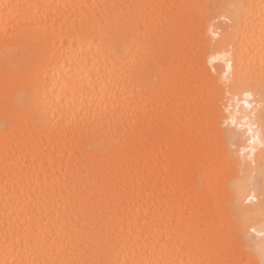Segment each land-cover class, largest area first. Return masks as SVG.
<instances>
[{
    "label": "bare ground",
    "instance_id": "6f19581e",
    "mask_svg": "<svg viewBox=\"0 0 264 264\" xmlns=\"http://www.w3.org/2000/svg\"><path fill=\"white\" fill-rule=\"evenodd\" d=\"M261 245L264 0H0V264Z\"/></svg>",
    "mask_w": 264,
    "mask_h": 264
},
{
    "label": "snow or ice",
    "instance_id": "6c2138e0",
    "mask_svg": "<svg viewBox=\"0 0 264 264\" xmlns=\"http://www.w3.org/2000/svg\"><path fill=\"white\" fill-rule=\"evenodd\" d=\"M16 103L19 107L24 108L26 110L30 107V105L27 104L25 97L23 96L18 97ZM7 119L8 117L5 118V122L7 121ZM260 254L261 256H264V245H261L260 247Z\"/></svg>",
    "mask_w": 264,
    "mask_h": 264
}]
</instances>
